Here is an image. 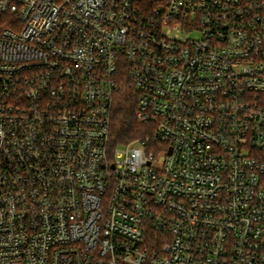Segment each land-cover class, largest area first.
Segmentation results:
<instances>
[{"label":"built area","instance_id":"built-area-1","mask_svg":"<svg viewBox=\"0 0 264 264\" xmlns=\"http://www.w3.org/2000/svg\"><path fill=\"white\" fill-rule=\"evenodd\" d=\"M0 264H264V0H0Z\"/></svg>","mask_w":264,"mask_h":264},{"label":"trees","instance_id":"trees-1","mask_svg":"<svg viewBox=\"0 0 264 264\" xmlns=\"http://www.w3.org/2000/svg\"><path fill=\"white\" fill-rule=\"evenodd\" d=\"M128 90H124L117 98L112 114V143L130 142L150 131L149 128L136 117L137 100L132 93L128 97Z\"/></svg>","mask_w":264,"mask_h":264},{"label":"rangeland","instance_id":"rangeland-1","mask_svg":"<svg viewBox=\"0 0 264 264\" xmlns=\"http://www.w3.org/2000/svg\"><path fill=\"white\" fill-rule=\"evenodd\" d=\"M196 37L197 36V34L196 33H193V34H191V37Z\"/></svg>","mask_w":264,"mask_h":264}]
</instances>
